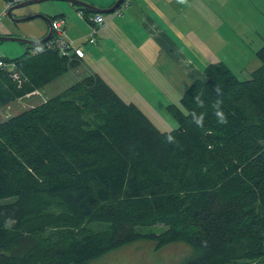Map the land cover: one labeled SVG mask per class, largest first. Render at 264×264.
<instances>
[{"label": "trees", "instance_id": "obj_1", "mask_svg": "<svg viewBox=\"0 0 264 264\" xmlns=\"http://www.w3.org/2000/svg\"><path fill=\"white\" fill-rule=\"evenodd\" d=\"M256 57L261 66L246 80L224 63L206 66V79L168 105L178 124L171 132L95 73L0 122V252L32 240L31 249L3 255L0 264H84L158 225L165 232L157 248L180 241L193 248L181 264L263 259L264 46ZM8 62L27 82L0 70L2 106L46 88L80 58L27 53ZM217 101L227 123H218ZM193 112L203 114L202 127ZM51 229L66 237L35 250V239Z\"/></svg>", "mask_w": 264, "mask_h": 264}, {"label": "rangeland", "instance_id": "obj_2", "mask_svg": "<svg viewBox=\"0 0 264 264\" xmlns=\"http://www.w3.org/2000/svg\"><path fill=\"white\" fill-rule=\"evenodd\" d=\"M79 1L94 5L98 8L109 9L117 0ZM136 2V0H131L130 5L124 8L123 11L132 8ZM186 2L192 6L194 2L196 5L197 29L194 30L196 32L194 37L188 36L183 42L187 45L197 44L198 53L202 57H198L197 62L202 60V62H205V60H207L209 63H224L240 79H249L251 74L261 66L260 61L256 57V53L264 46V0H186ZM6 4L7 2L5 0H0V13L6 8ZM79 9V6L69 2L45 1L15 9L12 14L16 18L41 15L50 19L58 15H64L67 21L69 37L83 42L91 38L90 35L88 37L86 36L90 23L77 15ZM116 13L117 12L105 14L106 20ZM45 24L47 25L46 21L41 17L22 23H16L5 14L0 17V36H12L34 40L29 35L24 34V29L30 26ZM17 25H19V27H17ZM10 33L11 35H8ZM97 39L98 44H100V38L98 37ZM177 42L179 41L177 40ZM87 43L81 45V47L86 51L92 50L90 47L93 46H91L89 42ZM116 45H118L117 42L115 43V46ZM146 49L147 48H144V50ZM31 50L32 46L25 43L17 41H0L1 59L14 61L16 58L22 57L27 53L29 54ZM112 50H115L114 46L111 47V51ZM180 50L182 49L180 48ZM92 53L93 57L89 54L84 60V63L91 70H95L93 62L94 58L98 56V53L96 52V54H94L93 51ZM159 54L162 56L161 53ZM190 54L195 56L192 50H190ZM146 56L151 61L155 60L152 54ZM112 57H115V54L113 56L109 55V58ZM143 60L144 59L138 58L137 61L143 62ZM116 61L120 65H124L123 61L121 62L118 58ZM84 63L81 61L78 62L76 66L69 68L62 76H57L54 82L40 91L37 90L30 96L18 99L9 106L0 105V122L9 120L13 116L45 102L48 98L59 95L78 82H81L89 75H93L87 70ZM143 63L148 62L144 60ZM155 66L156 64L153 63L146 64V68H149L146 74L157 84L162 94H154L152 88H150L141 77V74L136 76L134 71L124 70L125 76L127 75L126 77H128V80L138 89V95L133 93L128 94L126 98H130L131 101L127 100L119 93L118 95L126 103L133 102L137 104L139 108L141 106L144 109L140 108L142 112H144L160 131L171 132L178 128V124L168 112L167 107L169 104L179 105L183 94L174 92V89L169 86L171 83L169 81L167 82V78L161 72L152 69ZM16 70L20 72L17 65ZM182 77L183 76H178L177 79L181 80ZM23 79L27 82V79L24 77ZM115 90L122 92L119 91V89ZM54 201L53 204L55 206H57V204L59 206L62 205L60 199H55ZM87 225L88 223H86L83 228ZM88 226L94 230L105 227L99 223H92ZM56 230L58 229H51L49 233L38 236L35 240L39 245L35 250H43L54 246L58 239L62 241L63 238L66 237H61L59 231ZM138 230L142 236L140 240L112 250L98 258L88 260L84 264H181L191 256L193 252V248L182 241L157 248V239L165 232V228L162 225L151 228H139ZM79 231L78 229H72L70 235H74L73 233H78ZM31 241V239H24L15 248L12 247L6 251H1L0 257L3 255H11L12 251L24 252L31 249ZM246 263L264 264V258L256 262Z\"/></svg>", "mask_w": 264, "mask_h": 264}, {"label": "crops", "instance_id": "obj_3", "mask_svg": "<svg viewBox=\"0 0 264 264\" xmlns=\"http://www.w3.org/2000/svg\"><path fill=\"white\" fill-rule=\"evenodd\" d=\"M136 1L132 8L127 11H123V8L121 15H112L108 20H106L105 14H102L105 24L94 36V43H90L94 27L89 22V18L93 13L85 15L83 11H77L79 17H81L79 13L82 12L84 18H81L90 23L86 36L90 35L91 37L88 41H83L84 43L80 42V40L72 39L75 42L74 45L85 52V57L80 58V61L84 63L89 54L92 56V51L94 54L98 53L93 62L96 71L91 70L84 63L87 70L90 73L98 74L108 85H111L117 94L119 93L125 98L128 97V94L132 93L138 95V89L128 80L127 75L125 76L124 70L134 71L136 76L141 74V77L152 88L154 94H162L157 84L146 74V71L149 70V68H146V64L148 63L156 64L152 69L161 72L167 78V82L171 83L169 86L174 89V92L180 94H183L192 82L205 80L203 71L210 63L207 60L205 62H202L203 60L197 62L198 57H201L197 50V44L187 45L183 42L186 37H194L196 33L194 31L197 29L195 3L193 2L192 6L187 2L181 4L178 0ZM58 16L64 17V15ZM199 23L201 27V21ZM48 31V26L45 24L30 26L24 29V34L38 41L46 37ZM8 35H11V33ZM98 37L101 40L100 44H98ZM87 42L93 46L90 47L92 50L86 51L81 47V45ZM116 42L118 45L115 46ZM113 46L115 50L111 51V47ZM144 48L147 49L144 50ZM190 50L194 52L195 56L190 54ZM114 54L115 57L109 58V55L113 56ZM149 54L154 55V61L147 58L146 55ZM117 58L121 62L123 61L124 65H120L116 61ZM138 58L144 59L148 63H143L144 60L143 62H138ZM178 76L183 77L181 80H178ZM115 89H119L122 92H118ZM127 100H130V98ZM140 108L142 107L140 106Z\"/></svg>", "mask_w": 264, "mask_h": 264}, {"label": "built area", "instance_id": "obj_4", "mask_svg": "<svg viewBox=\"0 0 264 264\" xmlns=\"http://www.w3.org/2000/svg\"><path fill=\"white\" fill-rule=\"evenodd\" d=\"M29 0H10L6 4V8L0 13V17L2 15L7 14L8 10L12 7L19 5L21 3L27 2ZM131 0H124L121 6L116 10V14L121 15L122 9L126 8L130 5ZM81 17L84 18L82 12L79 13ZM52 25V35L50 39L45 41L40 45L32 46V50L29 53L31 56L40 55L48 52H58L63 58L69 59L70 61L77 59V58H84L85 52L82 51L80 48L74 45V41L69 38L67 34V23L64 17H55L51 20ZM89 22L93 25L94 31L91 35L90 43H94V36L98 33V30L101 29L102 26L105 24L104 16L102 14L93 13L92 16L89 18ZM0 70L5 71L11 75V78L17 82L19 85L22 84L23 79L22 75L16 70V63L8 62L4 59L0 58ZM36 92V91H35ZM35 92L27 95L30 96Z\"/></svg>", "mask_w": 264, "mask_h": 264}, {"label": "water", "instance_id": "obj_5", "mask_svg": "<svg viewBox=\"0 0 264 264\" xmlns=\"http://www.w3.org/2000/svg\"><path fill=\"white\" fill-rule=\"evenodd\" d=\"M45 1H63V2H69L72 3L74 5H77L79 7H82L84 9H87L93 13H97V14H111V13H115L116 10L121 6V4L124 2V0H117L114 5L109 8V9H102V8H98L95 7L94 5L79 1V0H29L27 2L21 3L19 5H16L14 7H12L11 9L8 10L7 12V16L16 23H22V22H26V21H30L33 20L37 17H41L43 18L47 25H48V34L46 35V37H44L41 40L35 41V40H27V39H23V38H18V37H12V36H0V41H17V42H21V43H25L27 45L30 46H35V45H40L42 43H44L45 41H47L48 39H50L51 35H52V25H51V19L46 17V16H41V15H35V16H29V17H22V18H16L12 13L13 10L18 9V8H22L28 5H32V4H36V3H41V2H45ZM55 54H58L57 51L54 52Z\"/></svg>", "mask_w": 264, "mask_h": 264}, {"label": "clouds", "instance_id": "obj_6", "mask_svg": "<svg viewBox=\"0 0 264 264\" xmlns=\"http://www.w3.org/2000/svg\"><path fill=\"white\" fill-rule=\"evenodd\" d=\"M179 3L183 4L186 2V0H178ZM220 89H217V92H219ZM196 102L199 106L203 107V100L198 96L196 97ZM220 102L217 101V103L215 105H213L214 109H215V115L217 117L218 123L220 124H224L227 123V117L225 116V114L220 110L219 107ZM192 117H193V122L199 126L202 127L203 126V114H197L195 112L192 113ZM169 141H172V137H169Z\"/></svg>", "mask_w": 264, "mask_h": 264}]
</instances>
